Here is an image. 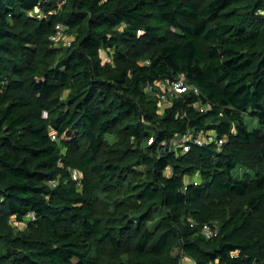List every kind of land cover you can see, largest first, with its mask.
<instances>
[{
    "label": "trees",
    "instance_id": "1",
    "mask_svg": "<svg viewBox=\"0 0 264 264\" xmlns=\"http://www.w3.org/2000/svg\"><path fill=\"white\" fill-rule=\"evenodd\" d=\"M181 254L264 264V0H0V264Z\"/></svg>",
    "mask_w": 264,
    "mask_h": 264
},
{
    "label": "built area",
    "instance_id": "2",
    "mask_svg": "<svg viewBox=\"0 0 264 264\" xmlns=\"http://www.w3.org/2000/svg\"><path fill=\"white\" fill-rule=\"evenodd\" d=\"M65 25L62 23H58L55 27V33L51 36L52 41L58 45L59 40L62 38L63 42L66 44H70L71 37L65 34ZM147 89L156 95H158V98L161 102V104H169L171 102V99L173 97H177L180 94L187 92V91H193L195 93H199V89L197 86H195L193 83H191L187 77L183 74H180L178 76H175L174 78H161L155 83H148ZM52 139H57V136L55 134L52 135ZM206 140L209 141H215L219 145L223 143L222 139H217V137L214 134H209L207 136H203V134L195 133L193 130L188 129L185 133L176 135L172 137L169 141L165 142L168 146H181L184 151L189 150L190 146L188 144V141H195L196 143L202 144ZM153 140L150 139L149 143H151ZM73 179L75 181H78L80 183V173L77 170H74L72 172ZM195 178V177H193ZM195 182H197L196 179H194ZM48 184L51 186H55L57 184V180L51 179ZM28 217L34 219V213H29ZM202 232L207 237H212L213 235H216V230L211 224H203L202 225ZM181 264H188V257L185 254H181L180 256Z\"/></svg>",
    "mask_w": 264,
    "mask_h": 264
},
{
    "label": "rangeland",
    "instance_id": "3",
    "mask_svg": "<svg viewBox=\"0 0 264 264\" xmlns=\"http://www.w3.org/2000/svg\"><path fill=\"white\" fill-rule=\"evenodd\" d=\"M65 33H66V32H65ZM66 35L70 36V34H68V33H66ZM59 42H60V43H63L62 38L59 40ZM163 105H164V104H163ZM162 107H163V106H162ZM246 119H247V121H248L250 127L253 128V127H257V126H258V123H257L256 120H251L249 117H246ZM235 173H237V174H239V175H242V169L240 168V169L235 170ZM17 225H18L19 227H24V226H25L24 223H18Z\"/></svg>",
    "mask_w": 264,
    "mask_h": 264
}]
</instances>
